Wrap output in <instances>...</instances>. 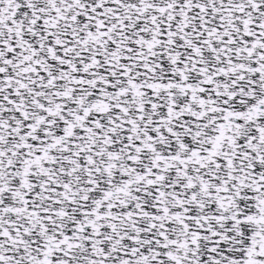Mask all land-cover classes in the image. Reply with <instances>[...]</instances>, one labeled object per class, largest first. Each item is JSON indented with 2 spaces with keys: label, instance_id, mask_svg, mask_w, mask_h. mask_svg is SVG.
<instances>
[{
  "label": "snow or ice",
  "instance_id": "6c2138e0",
  "mask_svg": "<svg viewBox=\"0 0 264 264\" xmlns=\"http://www.w3.org/2000/svg\"><path fill=\"white\" fill-rule=\"evenodd\" d=\"M0 264H264V0H0Z\"/></svg>",
  "mask_w": 264,
  "mask_h": 264
}]
</instances>
